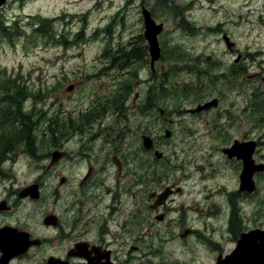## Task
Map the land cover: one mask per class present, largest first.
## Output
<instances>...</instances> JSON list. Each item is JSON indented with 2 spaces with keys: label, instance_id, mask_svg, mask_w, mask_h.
I'll use <instances>...</instances> for the list:
<instances>
[{
  "label": "flooded vegetation",
  "instance_id": "af4514ba",
  "mask_svg": "<svg viewBox=\"0 0 264 264\" xmlns=\"http://www.w3.org/2000/svg\"><path fill=\"white\" fill-rule=\"evenodd\" d=\"M129 1L120 8L124 9L131 4ZM251 1L144 0L137 6L141 31L126 42L121 34L114 33L108 25L104 28H100L101 23L96 25L89 33L90 36L95 38L100 34L109 47L94 53L92 59L99 60L102 65L92 64V74L97 76L101 73L102 76H109V79L113 73L124 75L127 82L121 85L117 93L105 94L97 100L100 105H94L87 112L81 111L77 118L66 111L63 115L51 114L33 120L31 110L26 114L20 110L21 105L28 100L27 96H31L26 86L19 85L16 81L1 85L4 96L0 98V185H4V181L8 179L3 170L16 166L28 167L30 158L33 160V167L39 161L47 171L63 167V171L57 175L58 184L47 196L46 183L41 176L25 187L5 188L0 197V229L9 226L15 233L28 235L27 240L30 242L25 251L12 254L7 264H28L27 260L32 257L33 264H47L49 259L58 261V264H151L149 260L154 256L165 261L160 253L162 246L158 245L157 249L153 247L152 250L145 247L152 231L157 233L162 243L167 242V246L174 247L175 255L170 258L173 264H246L240 254L246 251L248 261L253 260V264L264 262V250H260V246H264L262 222L254 218L251 225L248 223L245 226L243 223L246 215L243 203L245 198L256 197L264 170L255 167L252 174L254 189L250 191L243 188L241 174L244 160L235 151V146L248 142V149L254 147L252 163L260 167V164H264V134L261 137L255 136L250 130H246L228 144L218 146L216 152H220L230 164L238 167L231 176L228 175L230 169L227 166L223 169L213 167L212 156L209 154H204L206 161L196 172H186L179 167L182 173L185 172V180L177 170L172 175L155 173L165 166L171 167L161 162L169 160L162 147L172 143L177 117L204 119L205 115L220 111V102L225 97L218 93L204 97V92L208 93L207 90L214 86L202 82L166 89L169 84L163 81L172 76L169 74L193 71L201 76V81L218 84L220 79H225L230 88L241 89L242 78L247 72L242 62L246 54H253L254 59H251L258 62L260 71L248 77L254 93V101L249 106L250 115L255 118L260 114V121H253L258 129L264 126V114L260 112L264 110V89H261L264 86V48L254 52L239 51L228 29L229 23L233 21L230 16L235 12V18L244 19V10L253 4ZM252 12L253 9L250 8L247 13L250 15ZM85 13L76 14V17H84ZM67 14H59L57 19L63 21L62 18ZM89 20V17H85V26H88ZM256 20L264 23V0L263 9L259 11ZM65 28L61 29L65 31ZM202 34L214 36L227 45L224 54L234 56L230 62L232 76L226 75L225 71H221L220 75L213 73L220 66L217 61H212L213 57L209 54L207 64L211 70L201 68L200 62L190 64L187 61L188 55L181 50L179 39L186 36L194 38ZM63 36L64 34H60L56 38L60 40ZM171 41L174 46H171ZM61 43L65 45L66 41L62 40ZM152 43L158 49V56L155 58L151 51ZM173 60L179 66L170 65ZM182 60L185 62L183 66L179 62ZM212 63L215 65L212 66ZM143 72L146 77L142 76ZM203 76L206 79H202ZM230 77H233L231 82L228 81ZM170 80L167 81L170 83ZM256 80L261 83L255 84ZM144 84L148 91L142 95ZM105 85L100 84L102 90ZM80 87L81 83H71L65 94L69 95ZM193 87H197L196 90ZM22 88L24 100L20 105ZM169 90L181 91L182 94L176 96L178 99L188 100V105H181L179 107L182 108L175 111L161 107V102H165L169 96ZM156 92L160 94L154 99ZM186 96L189 99H184ZM140 99L141 104L137 106ZM207 104L210 105L206 106ZM133 110H139V122H144V118L151 119L152 122L154 119L159 128L147 131L145 135L143 131L137 146L128 137L132 125L128 113L132 116ZM229 115L232 118L233 112ZM110 119L116 123L108 122ZM41 129L50 135V141L45 143L50 150L44 152L43 157L37 151L36 138L34 139ZM72 132L83 135L81 140L87 144L84 151H81V146L74 153L68 148L63 149L58 142L64 136L72 135ZM39 149L42 148L39 146ZM144 150L146 156L153 159L151 165L144 162ZM229 150L233 155L227 153ZM45 158H51L50 162L44 163ZM81 170L84 172L79 178ZM150 170L154 173H149ZM213 170L228 175L230 181L233 178L234 184L230 188L223 184L217 187L207 184L204 180ZM187 179L192 181L191 186L183 185ZM11 181L13 184L18 183L13 179ZM30 185L38 187V197L25 191ZM188 190V197L192 196L190 214L181 202ZM193 191L198 192L196 197L192 195ZM21 192L28 194L21 195ZM21 210H25V215H20ZM214 216L224 219L223 230L218 231L211 221ZM226 229L228 232L225 234ZM161 232L166 235L162 236ZM251 238L255 242V253L244 246V241ZM2 254L0 247V259Z\"/></svg>",
  "mask_w": 264,
  "mask_h": 264
},
{
  "label": "rangeland",
  "instance_id": "374dc122",
  "mask_svg": "<svg viewBox=\"0 0 264 264\" xmlns=\"http://www.w3.org/2000/svg\"><path fill=\"white\" fill-rule=\"evenodd\" d=\"M126 1L7 0L3 6L4 8H0V21L6 20L7 25L10 26H6L10 34H7V36L4 34L0 39V98L4 96V92L1 89L3 83L16 81L15 83L19 85H25L27 92L31 96H27L28 100L25 101V104L23 103L21 105L20 110L23 114L30 113L31 110V119L35 120L37 118L48 117L51 114L63 115L66 111L77 118L81 111L87 112L92 110L94 105H100V102L97 100L105 94L111 95L117 93L121 85L127 82L126 77L124 75H114L113 73L109 79V76H102L101 73L97 76L92 74V64L102 65L99 60L92 59L95 55L94 53L108 48L109 45L106 46L100 34L92 38L89 33L93 31L96 25L101 23L100 28L108 25V28L114 30V33L121 34L125 42L131 36L138 34L141 29L137 6L139 2H143L144 0H130L129 2L131 4L121 9L120 7L125 5ZM251 2L253 4L251 3L248 6L249 8L247 9L246 7V10H244L243 14L245 18H235L234 12V15L232 17L230 16V18H233V21L228 25L229 34L232 35V40L236 42V46L241 52L248 50L254 52L255 50L258 51L260 48H264V23H259L256 20L259 11L263 9V0H252ZM228 7L229 9L231 8L230 6ZM250 8L253 9V12L248 15L247 12ZM64 12H67L69 15H74L68 16L67 14L65 18H62L63 21L58 20L57 16ZM82 12H86L84 17H76V14H81ZM85 17H89L90 19L88 26H85ZM169 27L174 26L169 25ZM61 28H65V31ZM39 29L42 31H39ZM100 30L102 31V29ZM60 34H64V36L59 40L56 36ZM62 40L66 41L65 45L61 43ZM179 41H181V50L188 55L187 61H190V64H199L200 62L199 66L201 68L211 70L207 64V57L211 55L213 57L212 61H217V65L220 66L218 69H214L212 71L213 73H219L220 75L221 71H225L226 75H233L230 62L234 56L232 55L231 57L229 54H224L227 50V45L220 42L214 36L206 34L198 35L194 38L186 36L185 38H180ZM171 46H174L172 41ZM253 56V54H246L242 62L247 72L244 73V77L242 78L243 85L241 89L230 88L226 84L227 81L225 79H220L218 84H213L206 80L201 81V76L193 71L169 74L172 76L163 81L169 84L166 89L200 82L211 84L214 87H210L207 90L209 91L208 93L204 92V97L216 95L215 93L225 95V97L220 102V111L213 112L209 115L207 114L204 119L177 117L178 120L175 123V133L172 143L162 147L169 160L161 162L163 164H169L171 169L165 166L163 170L155 171V173H169L172 175L177 170L183 176L182 179L185 180V172L182 173L180 169L183 170L182 168H184L186 172H196L197 168L201 167L206 161L204 154L212 156L211 161L213 167L223 169L224 166H227L230 169V171L228 170V175L231 176L233 171H237L238 167L235 164H230L216 150L219 148L218 146L228 144L246 130H250L249 132L255 136L260 135L261 137L264 134V126L262 125L258 129L257 124L253 121H260V114L254 118V116L250 115L251 108H249L254 101V93L248 82V77L260 71L258 69V62L252 61L254 59ZM259 56L263 55H256V57ZM260 58L263 59L262 57ZM179 62L181 66L185 64L184 60ZM262 62H264V59ZM170 65L179 66L175 63V60ZM214 65L212 63V66ZM142 76L146 77L147 75L143 72ZM168 79H171L170 83L167 81ZM202 79L206 78L203 76ZM232 79L233 77H230L228 81L231 82ZM4 80L7 81L4 82ZM256 81L257 83H255ZM256 81L252 82L257 85L261 83L260 80ZM71 83H81L82 87L78 88L77 91L68 92L69 95H66L65 91L67 92ZM102 83L106 84L104 90L100 86ZM193 88L196 90L197 87ZM261 89L263 90L264 86ZM146 91H148V87L144 84V90L141 89V94L144 95ZM168 93L169 96L165 102H161V107L175 111L182 108L179 107L181 105H188V100L177 98L176 94L181 95V91L169 90ZM157 94L160 93L156 92L154 99ZM184 99H189V97L186 96ZM140 104L141 99L137 101L136 105L139 106ZM230 112H233L232 118H230ZM260 112L264 114V110H260ZM128 115L132 120V125L129 129L131 132L128 137L132 138V142L136 146L138 145V138L143 131L145 135L147 131L150 132L159 129L154 119H152V122L151 119L145 120L144 118V122H139V110H133L132 116L130 113ZM108 122L114 123V120L110 119ZM104 129L106 128L104 127ZM38 132V137L35 133L36 137L34 139L36 138V149L37 151L39 150V154L43 157L50 150V147L45 145L46 141H50V135L44 133L45 130L43 129ZM82 136L80 133L72 132V135L64 136L58 142L64 147L63 149L68 148L74 153L81 146V151H84L87 144L81 140ZM94 139L97 140V136L94 135ZM97 143L99 144V141ZM39 146L42 148L41 150ZM145 153L144 150V162L147 165H151L153 159L149 155L147 157ZM262 157L264 159V149L262 150ZM50 159L45 158L43 162L47 164L50 162ZM32 161L30 158V165L28 167L16 166L10 170H3L4 175L6 174L8 179L4 181V185H0V197H2L5 188L15 189L25 187L39 176L46 183V196L53 191L54 186L59 181L57 175L63 171V167L60 169L59 166L53 171H47L41 166L42 163L39 161L33 167ZM69 162L71 163L72 161ZM18 168L20 169L18 170ZM240 171L241 167L238 172L240 173ZM83 172L84 170H81L78 174L79 178ZM149 173H154V171L150 170ZM228 175L213 170L204 181H207V184H211L212 187L223 184L230 188L234 182L233 178H231V181L228 180ZM16 177L17 179L15 180ZM10 179L18 181V183L13 184V181L10 182ZM262 180L264 181V175L261 176L259 184L260 190L256 194V197L245 198V202L243 203V211L246 213L243 217L245 226L248 223L251 225L254 218H258L264 227V185H262ZM195 181H200V179H195ZM208 181L210 182L208 183ZM190 183L192 181L187 179L183 185L186 187L191 186ZM189 194L190 192L188 190L185 193V198L181 199V202L185 204L186 211L190 214L189 206L192 204V196L188 197ZM197 194L198 192L196 191L192 192L194 197ZM217 200L220 201V199ZM20 215H25V210H21ZM211 221L215 224L218 231L223 230L225 222L221 216H214L211 218ZM224 232L226 234L228 232L227 229ZM161 234L162 236L166 235L165 232H161ZM166 243H162L154 231L148 236L145 247L152 250L154 248L157 249L158 245L162 246L160 253L165 258V261H162L161 258L154 256L149 260L151 264H173L170 258L175 255L173 251L174 247H169ZM133 254L135 256L137 255L135 252ZM27 262L28 264H33V257L27 260ZM137 262H139L138 258Z\"/></svg>",
  "mask_w": 264,
  "mask_h": 264
},
{
  "label": "water",
  "instance_id": "95a60500",
  "mask_svg": "<svg viewBox=\"0 0 264 264\" xmlns=\"http://www.w3.org/2000/svg\"><path fill=\"white\" fill-rule=\"evenodd\" d=\"M4 2H5V0H0V6L3 5ZM149 33H150V35H153L150 31H149ZM151 49H152L151 51H152L153 57L155 58L156 56H158V49L156 48V45H154L152 43ZM208 105H210V104H207L206 106H208ZM147 140L148 139L146 138L145 139L146 144H147ZM247 146H248V142L244 143L241 146L240 145L235 146V151H238V153H239L238 156L244 160V168H243V171L241 174L242 187L245 189H249L251 191L255 187L254 182L252 180V174L255 170L254 168L256 167V169L260 168V170H264V164H260V167H258L259 165L258 166L253 165L251 157H252V150L254 149V147L248 149ZM250 146H252V145H250ZM227 153H229L230 155H233L231 151L227 152ZM25 191H29L31 194H34L35 197L39 196L38 187L36 185L28 186ZM27 194H28V192H25V193L21 192V195H27ZM12 230H14V229H12L9 226H6V227H3L0 229V247L3 250V254H2L1 259H0V264H7V261L10 258V256H12V254L23 252L29 246L30 242L27 240L28 235L23 234V233H22L23 235L19 234V233H15ZM244 246L246 248H249L250 250H252L255 253V242L252 238L244 241ZM261 248H262L261 252H263L264 246H262V247L260 246V250H261ZM240 254H241V258L242 259L244 258V262L246 264H249V263L253 264V260H249V261L247 260L248 259L247 258L248 257V251H246L244 253H240ZM262 261L263 260H261V262ZM47 264H58V261H56L54 259H49ZM261 264H264V262H262Z\"/></svg>",
  "mask_w": 264,
  "mask_h": 264
},
{
  "label": "trees",
  "instance_id": "16d2710c",
  "mask_svg": "<svg viewBox=\"0 0 264 264\" xmlns=\"http://www.w3.org/2000/svg\"><path fill=\"white\" fill-rule=\"evenodd\" d=\"M8 23L6 22V20H2L0 21V39L3 37V35L5 34V36H7V34L9 35L10 33L8 32V28H6V26L10 27L9 25H7ZM7 80H4V82ZM23 88L21 89V93H20V105L23 103ZM21 113V112H20ZM22 114V113H21Z\"/></svg>",
  "mask_w": 264,
  "mask_h": 264
}]
</instances>
